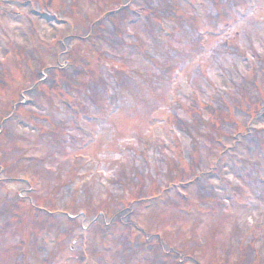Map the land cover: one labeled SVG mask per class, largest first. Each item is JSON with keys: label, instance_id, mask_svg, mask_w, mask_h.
<instances>
[{"label": "rangeland", "instance_id": "rangeland-1", "mask_svg": "<svg viewBox=\"0 0 264 264\" xmlns=\"http://www.w3.org/2000/svg\"><path fill=\"white\" fill-rule=\"evenodd\" d=\"M263 127L264 0H0V264H264Z\"/></svg>", "mask_w": 264, "mask_h": 264}]
</instances>
